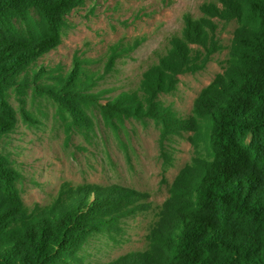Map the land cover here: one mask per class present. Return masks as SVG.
<instances>
[{
    "label": "trees",
    "instance_id": "16d2710c",
    "mask_svg": "<svg viewBox=\"0 0 264 264\" xmlns=\"http://www.w3.org/2000/svg\"><path fill=\"white\" fill-rule=\"evenodd\" d=\"M85 1L0 0V142L18 122L11 95L24 120L31 96L54 101L65 119L87 120L97 107L109 125L148 119L161 138L189 133L192 157L171 184L147 249L107 264H264V0H212L201 6L202 18L185 15L181 37L138 87L108 100V91L91 92L100 77L86 68L90 59L75 57L67 72L39 62L62 43L67 17ZM214 19L236 22L223 73L179 117L160 96L173 94L180 75L201 71L220 49ZM112 51L108 66L118 54ZM19 181L0 150V264H84L94 238L122 242V221L144 198L126 188H62L49 205L29 208Z\"/></svg>",
    "mask_w": 264,
    "mask_h": 264
},
{
    "label": "rangeland",
    "instance_id": "374dc122",
    "mask_svg": "<svg viewBox=\"0 0 264 264\" xmlns=\"http://www.w3.org/2000/svg\"><path fill=\"white\" fill-rule=\"evenodd\" d=\"M210 1L86 0L67 17L62 43L39 62L60 65L67 72L75 57L90 59L86 68L100 77L91 92L108 91L102 100L111 99L135 90L147 68L169 50L174 38L181 37L184 16L202 18L200 8ZM214 22L220 49L201 71L180 75L173 94L160 96L179 117H187L200 91L223 73L236 22ZM112 49L118 54L108 66ZM24 100L30 119H23L19 102L11 95L18 122L14 132L0 142V150L20 174L17 186L23 204L47 206L62 188L130 189L144 198L140 210L122 221V242L94 238L84 248V264H107L146 250L171 184L192 157L189 133L164 139L160 127L148 119L109 125L97 107L88 111L87 120L65 119L54 101L31 96Z\"/></svg>",
    "mask_w": 264,
    "mask_h": 264
}]
</instances>
